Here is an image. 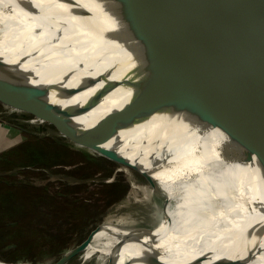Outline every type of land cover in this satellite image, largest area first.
<instances>
[{
	"label": "bare ground",
	"instance_id": "1",
	"mask_svg": "<svg viewBox=\"0 0 264 264\" xmlns=\"http://www.w3.org/2000/svg\"><path fill=\"white\" fill-rule=\"evenodd\" d=\"M93 1L148 106L121 96L79 113L68 111L67 106L95 91L126 86V81L94 56L86 32L50 1L0 0V53L55 87L57 96L48 99L69 125L74 119L91 120L108 147L138 163L164 195L154 225L141 227V219L109 216L78 249L85 259L95 255L96 264H264V184L220 155L212 135L180 107L149 65L145 42L133 34L137 30L121 5ZM0 96L9 99L10 110L31 111L29 122L54 121L33 94L0 81ZM142 191L150 194L144 187ZM68 255L58 263L33 264H64Z\"/></svg>",
	"mask_w": 264,
	"mask_h": 264
},
{
	"label": "water",
	"instance_id": "2",
	"mask_svg": "<svg viewBox=\"0 0 264 264\" xmlns=\"http://www.w3.org/2000/svg\"><path fill=\"white\" fill-rule=\"evenodd\" d=\"M48 1L86 32L94 56L126 81V86L95 91L67 106L68 111L79 113L107 97L121 96L148 106L142 86L130 75L123 51L94 1ZM115 1L134 23L137 33L133 34L145 42L149 65L172 89L180 107L212 135L220 155L264 184V0ZM0 81L33 94L78 141L138 172L152 189H158L138 163L108 147L91 120L74 119L71 128L48 99L57 96V89L1 53ZM124 246L121 243L117 252Z\"/></svg>",
	"mask_w": 264,
	"mask_h": 264
},
{
	"label": "rangeland",
	"instance_id": "3",
	"mask_svg": "<svg viewBox=\"0 0 264 264\" xmlns=\"http://www.w3.org/2000/svg\"><path fill=\"white\" fill-rule=\"evenodd\" d=\"M8 100L0 99L1 260L58 263L69 253L64 264H96L78 247L105 218L154 225L164 195L143 175L70 137L63 124L29 122L31 111L10 110Z\"/></svg>",
	"mask_w": 264,
	"mask_h": 264
}]
</instances>
